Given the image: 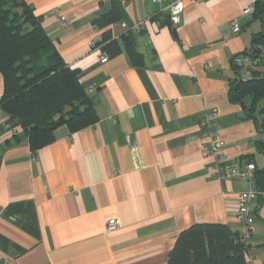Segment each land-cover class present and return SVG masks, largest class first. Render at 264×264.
<instances>
[{"label":"crops","instance_id":"crops-1","mask_svg":"<svg viewBox=\"0 0 264 264\" xmlns=\"http://www.w3.org/2000/svg\"><path fill=\"white\" fill-rule=\"evenodd\" d=\"M23 1L79 72L98 121L72 134L60 127L32 152L0 110V264H167L194 224L239 233L236 199L251 183L219 180L205 150L219 139L229 163L264 169V132L230 98L232 59L264 34V0H182L176 28L168 14L176 0ZM112 5L120 21L98 26ZM104 33L111 41L93 48ZM2 86L0 75V96ZM250 211L245 264H264V194ZM112 219L119 227L108 232Z\"/></svg>","mask_w":264,"mask_h":264},{"label":"trees","instance_id":"trees-1","mask_svg":"<svg viewBox=\"0 0 264 264\" xmlns=\"http://www.w3.org/2000/svg\"><path fill=\"white\" fill-rule=\"evenodd\" d=\"M119 21V12L112 5L109 18L96 24ZM111 39L104 33L93 48L102 49ZM122 40L132 64L141 66L142 57L133 42L129 37ZM236 56L249 57L254 68L243 80V70L231 62L235 82L230 98L255 122L258 131L264 132V78L258 71L264 56V34L253 38L250 52ZM0 75V110L10 129L22 130L32 152L52 144L60 127L72 134L98 121L80 85L79 72L63 62L40 20L23 0H0ZM261 145L264 153V142ZM253 184L259 195L264 194V169L254 170ZM247 251L239 233L226 225L194 224L178 234L167 264H245Z\"/></svg>","mask_w":264,"mask_h":264},{"label":"built area","instance_id":"built-area-1","mask_svg":"<svg viewBox=\"0 0 264 264\" xmlns=\"http://www.w3.org/2000/svg\"><path fill=\"white\" fill-rule=\"evenodd\" d=\"M160 1V0H156ZM184 5L182 0H176L171 2L168 7L169 14V23L172 28H176L181 23V15L183 13ZM253 7L248 8L245 12L252 13ZM56 12V11H54ZM61 26L66 28L68 27V21L60 16ZM231 30L234 33L239 31V27L235 21L231 23ZM100 41V37H98L91 46L95 44V42ZM107 62V58L103 57L100 59V63L104 64ZM232 63L234 66L241 68L243 70L242 78L243 80L249 78L250 71L249 69H253L252 60L249 57L243 56H235L232 59ZM258 71L261 74V77L264 78V56L261 65L258 67ZM222 146V142L219 139H211L206 147L205 153L209 157H211L214 161V166L216 169V175L219 180H237L242 179L244 177H248L250 181V188L247 191L239 192L236 199V218L238 222L241 224V230L239 232L240 240L244 244H248L250 240L251 233L253 230V222L254 215L250 211L251 202L259 195V193L255 190L253 184V173L255 167L252 163H248L242 169L237 166L229 163L227 159L219 153L220 147ZM119 227V222L117 220H109L106 224V230L108 232L115 231Z\"/></svg>","mask_w":264,"mask_h":264}]
</instances>
